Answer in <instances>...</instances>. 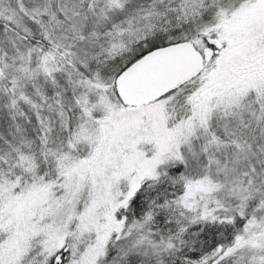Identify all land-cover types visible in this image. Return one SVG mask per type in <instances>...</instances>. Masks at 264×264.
<instances>
[{
	"label": "snow or ice",
	"instance_id": "6c2138e0",
	"mask_svg": "<svg viewBox=\"0 0 264 264\" xmlns=\"http://www.w3.org/2000/svg\"><path fill=\"white\" fill-rule=\"evenodd\" d=\"M0 264H264V0H0Z\"/></svg>",
	"mask_w": 264,
	"mask_h": 264
}]
</instances>
